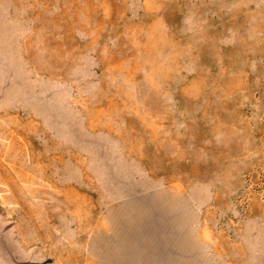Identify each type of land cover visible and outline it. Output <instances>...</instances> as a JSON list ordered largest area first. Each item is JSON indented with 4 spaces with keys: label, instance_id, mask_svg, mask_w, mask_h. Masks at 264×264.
Segmentation results:
<instances>
[{
    "label": "rangeland",
    "instance_id": "374dc122",
    "mask_svg": "<svg viewBox=\"0 0 264 264\" xmlns=\"http://www.w3.org/2000/svg\"><path fill=\"white\" fill-rule=\"evenodd\" d=\"M218 240L264 250V0H0V264Z\"/></svg>",
    "mask_w": 264,
    "mask_h": 264
},
{
    "label": "crops",
    "instance_id": "0c3cea01",
    "mask_svg": "<svg viewBox=\"0 0 264 264\" xmlns=\"http://www.w3.org/2000/svg\"><path fill=\"white\" fill-rule=\"evenodd\" d=\"M206 226L209 228L210 232H212L211 226H209L206 217L203 218ZM219 246L222 250V252L225 254L226 258L228 259L230 264H264V250L260 252V250L256 253L257 255L250 254L247 256V258L239 259L236 257V259H233V256H230L227 250V246L223 244L221 240H218Z\"/></svg>",
    "mask_w": 264,
    "mask_h": 264
}]
</instances>
